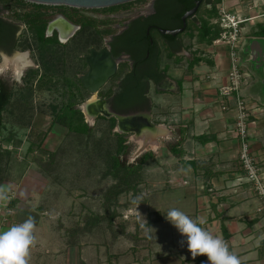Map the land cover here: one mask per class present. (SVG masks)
Masks as SVG:
<instances>
[{
    "label": "crops",
    "instance_id": "0c3cea01",
    "mask_svg": "<svg viewBox=\"0 0 264 264\" xmlns=\"http://www.w3.org/2000/svg\"><path fill=\"white\" fill-rule=\"evenodd\" d=\"M213 4L215 13L209 23L218 24V36L200 34L195 29L200 23L196 14L187 20L190 29L180 34L181 43L161 52L163 80L158 87L157 81H152L147 93L151 101L149 121L159 127L158 131H128L155 146L158 136L164 137L162 141L173 136L182 139L180 156L163 146V160L155 156L159 165H145L142 182L132 193L135 196L143 188L145 217L140 225L125 226L128 236L110 235L107 239L102 228L96 227L71 244L67 229L78 219L73 225L64 223L61 210H55L63 198L51 195L52 180L37 166L35 157L9 159L7 168L0 165V187L8 189L10 196L8 203H0V231L29 216L36 221L29 264H202L206 257L193 261L186 245L179 243L182 238L177 230L166 221V212L173 207L193 218H203V227L225 239L241 264H264V210L257 211L260 200L238 159L234 101L222 109L217 95L219 85L226 82L230 62L229 46L218 41L223 31L218 22L222 8L243 20L238 50L244 75L241 96L249 108L250 154L264 179V44L254 42L252 56L242 50L250 40L264 39L257 34L259 25H264V0H215ZM203 6L208 10L212 7ZM207 13L202 12L201 18ZM251 57L257 61L250 63ZM154 117L159 124L154 123ZM6 207L14 211L7 217L3 215ZM122 239L134 242L126 250L111 246Z\"/></svg>",
    "mask_w": 264,
    "mask_h": 264
},
{
    "label": "flooded vegetation",
    "instance_id": "af4514ba",
    "mask_svg": "<svg viewBox=\"0 0 264 264\" xmlns=\"http://www.w3.org/2000/svg\"><path fill=\"white\" fill-rule=\"evenodd\" d=\"M204 4L205 2H202L201 5ZM0 7V17L5 21V30H9V24L17 27L13 28L12 37L2 36L0 62L4 57L10 59L16 53L25 52L31 62L19 71H15L11 64L1 68L8 67L20 72V78L25 82L54 84L59 81L74 88V95L68 92L69 95L80 97L87 94L82 108L79 107L81 112L85 115L89 113L94 119L98 116L114 118L115 126L122 132L135 131L136 120V123L146 124L144 117L118 122L115 114L130 115L139 112L144 116L150 108L151 101L147 93L154 81L153 77L163 72L159 67L161 52L164 48H175L181 43L180 34L184 29L175 35L162 33V30L181 27V19L177 18L182 7L179 0H148L141 6L126 9L118 6L114 11L14 0L4 1ZM193 17L186 19V25L187 20ZM30 20L37 25L45 23L44 34L51 37L47 49H43L47 51L48 62H38L34 68L31 49H22L21 46L24 31L31 30L28 23ZM49 27L50 33L47 32ZM60 27L66 32L64 40H61ZM54 38L58 42H55ZM103 49L109 53L115 70L96 93H90L83 86L81 78L86 76L90 69L87 58L92 56V51L93 55L97 56ZM57 51L61 52V56ZM47 55H50V58ZM0 76L11 81L14 87L16 80L12 76L6 73H1ZM162 80L163 77L158 79L156 87ZM138 81L146 88L145 97L134 99L128 107L120 110L116 95L124 89L125 84Z\"/></svg>",
    "mask_w": 264,
    "mask_h": 264
},
{
    "label": "rangeland",
    "instance_id": "374dc122",
    "mask_svg": "<svg viewBox=\"0 0 264 264\" xmlns=\"http://www.w3.org/2000/svg\"><path fill=\"white\" fill-rule=\"evenodd\" d=\"M147 1L134 0L120 7H137L145 4ZM0 2L2 3V0ZM201 10L202 12L204 11V6L201 7ZM197 15L201 20V12L198 11ZM210 15H212V12L205 14L202 19L204 20L203 25L206 24L209 28L207 29L209 35L215 30V28L212 29V25L209 23ZM195 29L200 34H203L205 31L197 27ZM31 33V30L24 31L21 38V46L23 47L22 49H31L34 68L38 62L46 64L48 58H46V52L33 41ZM26 44L29 47H25L24 45ZM57 53L61 56V52L57 51ZM47 56L50 58V55ZM2 63L3 61L0 62V74L6 73L16 81L13 87V96L3 113L2 127L0 128V150H8L10 151V155L7 157L4 152H1L0 165L5 160L18 161L29 158L31 155L34 156L38 162L37 166L41 167L42 170L44 169L52 180L53 188L51 192L53 193L51 195L63 198L60 200V205L57 203L55 210H61V218L64 219L63 221L66 224L71 222V225H73L76 219L80 220L89 213L103 212L101 206L102 193L113 182L110 176L101 177L102 172L105 170L103 157L105 156L104 152L106 149L114 150L117 141L116 132L124 139V144L128 146V161H134L143 152L152 153L153 159L146 163L148 166L150 164L159 165L158 161L163 160L160 158L162 151L164 152V148L162 149V147L165 146V149L168 150L167 143L175 139L173 136L171 140H169V137V139H166L167 141H162L164 137L158 136L155 140V142H158L157 146H155L156 144L150 145L152 143L145 141L141 136H136L131 132H122L115 125L113 128H110L108 118L98 116L95 119L92 117L90 119L84 113V121L92 129L89 138L87 139L86 135H81V133L74 134L73 132H69L65 126H60L58 122H55L54 114L56 110L53 111L52 106L59 108L60 105L65 103H75L82 108L83 102L88 95H80V97L69 95V93H73L74 95V88L67 87L66 84L59 81H55L51 88H39L35 85V81H23L20 78V72H15L17 70L14 69L15 71H13L8 67L1 68L3 67ZM153 121L156 124L160 123V120L155 117ZM42 134L43 137H47L44 138L43 147L37 148L36 143ZM31 143H33L34 152L30 153L28 147ZM143 144V149L138 154V149ZM95 145L101 148L100 150L98 149L97 154L93 153ZM156 155H159V160L156 159ZM143 192L144 190L141 188L135 196L132 195V192L122 193L118 196L116 202L118 216L113 220V227L111 228L113 231H119L123 225L126 226V229H130L135 222L138 225H140V222H143L145 217V211L142 206ZM133 201H137L141 205H132ZM103 229L105 237L109 239L111 235L110 229L108 230V227L105 226ZM132 229L131 231H134ZM143 232L144 229H141L139 234L142 235ZM130 242L122 239L120 243L111 246L115 247V249L126 250ZM133 242L134 240L131 243Z\"/></svg>",
    "mask_w": 264,
    "mask_h": 264
},
{
    "label": "trees",
    "instance_id": "16d2710c",
    "mask_svg": "<svg viewBox=\"0 0 264 264\" xmlns=\"http://www.w3.org/2000/svg\"><path fill=\"white\" fill-rule=\"evenodd\" d=\"M4 1L10 2V0H2V3ZM16 2H25L24 0H14ZM196 1L198 0H179L181 4V10L177 14L178 20L181 19V16L184 12L192 8ZM201 4L202 2H205L206 4H211V9L204 8V11H208V14L212 12V14L215 13L214 11V2L215 0H200ZM0 2V4H2ZM128 3V2H127ZM125 4V3H123ZM123 4H118L114 6L109 7H103L100 10L101 11H114L115 7L122 6ZM199 5L196 12L192 15L197 14V12H201V7L203 5ZM124 9H126L124 7ZM96 10V9H95ZM1 11V7H0ZM203 11V12H204ZM204 12V13H205ZM211 16V15H210ZM217 16V14H216ZM203 19V18H202ZM200 20L201 25H196L195 28L204 29L203 36L208 35L209 29L206 24L203 25L204 20ZM208 22V21H207ZM29 27H31V37L33 41L42 49H47L48 43L51 42V37L45 36L44 29H45V23H41L40 25L33 24V20L29 21ZM199 23V24H200ZM212 25V24H211ZM215 25V26H213ZM212 25V29L215 28V30L212 32L213 37L218 36L219 34V26L218 24L214 23ZM7 26V25H6ZM8 27V26H7ZM14 29H17V27L9 24L8 29L5 30V21L0 17V47H2L3 43V35L6 36V38H10L14 34ZM189 28L190 26L187 23L186 27L184 28V31ZM211 28V27H210ZM257 34L259 36H264V25H259V28L257 30ZM55 42H58L56 38H54ZM25 47H29L28 44L24 45ZM47 52V51H45ZM163 74H157L153 77L154 81H158L160 77H162ZM39 88H51L53 83H46V82H38L35 84ZM145 86L140 81L138 83H130L125 84L124 89L116 95V98H118V108L120 110L125 109L129 106V103L132 102L134 99L137 100L138 98H144L145 97ZM13 96V84L11 81L6 80L5 78L0 76V128L2 127L3 122V113L5 112L7 105L10 101V99ZM53 111H55V122H58V125L65 126V128L69 132H73L74 134H80L86 135V138H89V135L91 133V126L87 122L84 121V115L81 112L78 105L75 103H65L60 105L59 108L56 106H52ZM102 118H105L101 116ZM109 121V127L113 128L115 125V119L110 118ZM64 123V124H63ZM117 136L116 145L114 147V150L106 149L105 150V170L102 172L101 177L105 178L107 176H110L113 182L104 190L102 193V213H89L84 218H81L80 220L76 222L75 226L70 227L67 229L68 233L67 235L70 238V243L76 244V240L79 235H82L84 233H90L93 232V230L96 227H100L103 229V227H108V230L111 233V236L116 237L118 235L128 236V233H125V226H121L119 231H113L111 228L113 227V220L116 216H118V212L116 211V202L119 195L122 193L132 192L135 193L138 190V185L142 182L143 179V171L144 166L146 163L150 162L149 160L153 159V155L151 152H143L138 157L135 158L134 161H128L127 155L129 153L128 146L124 144V139L116 132ZM45 136L43 137V134L41 135V138L36 143L37 148H42V144L44 141ZM181 138L177 140H173L167 143V147L169 151L175 155L180 156L181 150L178 148V145L181 142ZM89 143V142H87ZM98 144V143H97ZM98 146V145H97ZM33 143H31L28 147V151L33 150ZM98 149L101 148L96 147V145L93 147V153H98ZM1 152H4V154L8 157L10 155V151H1L0 150V156L2 155ZM50 154V153H49ZM8 160H5L3 163V168H7ZM98 163V162H97ZM2 170V167L0 166V171ZM6 172V169H5ZM106 220V221H104ZM104 231V229H103Z\"/></svg>",
    "mask_w": 264,
    "mask_h": 264
},
{
    "label": "clouds",
    "instance_id": "9594fccd",
    "mask_svg": "<svg viewBox=\"0 0 264 264\" xmlns=\"http://www.w3.org/2000/svg\"><path fill=\"white\" fill-rule=\"evenodd\" d=\"M10 201L8 189L0 187V203ZM137 203V201H133ZM165 219L181 236L179 243L187 248L191 259L206 257L202 264H241L240 258L230 250L229 243L203 227V218H193L179 208H170ZM36 221L32 216L0 231V264H29L35 244Z\"/></svg>",
    "mask_w": 264,
    "mask_h": 264
},
{
    "label": "built area",
    "instance_id": "2783aa9c",
    "mask_svg": "<svg viewBox=\"0 0 264 264\" xmlns=\"http://www.w3.org/2000/svg\"><path fill=\"white\" fill-rule=\"evenodd\" d=\"M218 22L223 29L218 41L229 46V68L226 73V82L219 85L217 90L218 101L222 109L229 108V102L234 101L235 110L234 132L239 139L238 159L246 180L250 183L253 192L260 200L257 211L264 210V179L257 163L250 154L248 112L249 108L245 99L241 96V88L244 81L243 71L240 66L238 50L243 37L239 19L235 13L226 9L218 10ZM11 207L3 209L5 217L13 213Z\"/></svg>",
    "mask_w": 264,
    "mask_h": 264
},
{
    "label": "water",
    "instance_id": "95a60500",
    "mask_svg": "<svg viewBox=\"0 0 264 264\" xmlns=\"http://www.w3.org/2000/svg\"><path fill=\"white\" fill-rule=\"evenodd\" d=\"M25 1L39 3V4H49V5H67L71 7L89 9V8L109 7V6L127 3L130 1H134V0H25ZM199 4H200V1L198 0L196 1L195 5L192 8H190L189 10L183 13V15L181 16V22H182L181 27L173 29V30H170V29L162 30V33L175 35L178 32L182 31L186 25V19L195 13ZM47 32L48 33L51 32L50 27L47 29ZM61 40H64V39L61 38ZM254 42H259V43L264 44V39L250 40L249 44L242 49L243 53H246L247 55L252 56L251 54L252 45L254 44ZM252 58L253 57L249 59L250 63L257 61ZM87 61H88V65L90 66V69L87 75L81 78V81H82L83 86L86 87L90 93H96L98 89L104 85L108 76H110L115 70V64H113L109 53L105 49H103L97 56L93 55V51H92V56H89L87 58ZM261 69L264 71V67ZM87 103H85V105ZM142 115L143 114L139 112L131 113L130 115L115 114L118 122L124 119H139L141 117H144L147 121L146 124L143 125V123L142 124L136 123L137 122L136 120L135 131L139 129L141 132H147V131L154 132L157 129H159L158 126H154L153 123L149 121L151 118L150 111H147L144 116ZM142 149H143V146H141L138 149V154L141 153Z\"/></svg>",
    "mask_w": 264,
    "mask_h": 264
},
{
    "label": "bare ground",
    "instance_id": "6f19581e",
    "mask_svg": "<svg viewBox=\"0 0 264 264\" xmlns=\"http://www.w3.org/2000/svg\"><path fill=\"white\" fill-rule=\"evenodd\" d=\"M65 33L66 32L64 31V28L60 27V35L62 39L65 38V35H66ZM30 63L31 62L27 58V53H16L10 59H7L4 57L2 66L11 64V66H13L15 70L19 71V70H22L23 68H26V66L29 65ZM86 115L91 119L92 116L89 113H86Z\"/></svg>",
    "mask_w": 264,
    "mask_h": 264
}]
</instances>
